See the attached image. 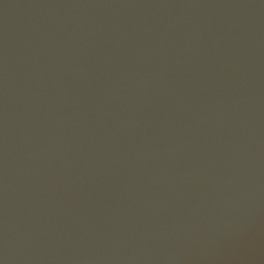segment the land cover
Returning <instances> with one entry per match:
<instances>
[{
    "label": "water",
    "instance_id": "95a60500",
    "mask_svg": "<svg viewBox=\"0 0 264 264\" xmlns=\"http://www.w3.org/2000/svg\"><path fill=\"white\" fill-rule=\"evenodd\" d=\"M0 264H264V0H0Z\"/></svg>",
    "mask_w": 264,
    "mask_h": 264
}]
</instances>
